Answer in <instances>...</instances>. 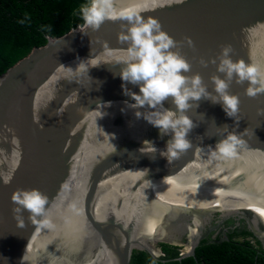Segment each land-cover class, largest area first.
<instances>
[{
	"label": "water",
	"instance_id": "95a60500",
	"mask_svg": "<svg viewBox=\"0 0 264 264\" xmlns=\"http://www.w3.org/2000/svg\"><path fill=\"white\" fill-rule=\"evenodd\" d=\"M109 2L117 14L157 18L177 41L190 37L195 48L185 43L181 49L192 65L185 75L199 73L214 95L210 78L224 74L212 63L201 66L200 57L215 58L221 45L231 44L233 61L264 66V0ZM121 23L126 21L106 19L87 34L79 31L83 23L48 36L0 74V264H25L38 245L44 246L31 264H129L134 250L161 256L160 243L187 245L177 257L182 259L194 256L203 238L227 239L235 226L250 231L264 249V116L257 115L264 94L248 97V82L233 80L229 93L240 99L238 127L220 103L190 101L192 147L168 164L160 151L171 134L161 137L126 106L135 102L120 78L127 47L118 43ZM81 61L88 73L78 70ZM127 88L139 92L132 84ZM164 107L176 110L171 99ZM246 128L245 149L231 158L212 155L228 132ZM18 188L48 197L45 216L33 221L23 212V228L12 211Z\"/></svg>",
	"mask_w": 264,
	"mask_h": 264
},
{
	"label": "clouds",
	"instance_id": "9594fccd",
	"mask_svg": "<svg viewBox=\"0 0 264 264\" xmlns=\"http://www.w3.org/2000/svg\"><path fill=\"white\" fill-rule=\"evenodd\" d=\"M170 2L183 4L185 0H170ZM80 13L84 25L78 28L84 34H87L86 28H91L93 31L99 30L106 19L126 21L120 24L121 30L117 35L118 43L127 45L124 49V67L120 72V78L124 82L122 84L124 94L130 96L135 103H125L128 108L136 110L137 119L142 118L158 128L161 137L171 134V139L166 143V150L160 151V155L166 157L168 164L179 159L192 147L187 137L196 125L186 115V112L192 108L190 101L207 99L213 104L220 103L226 115L234 119L238 127L241 119L238 115L240 99L237 95L229 93L233 80L239 85L248 82L245 89L248 97L255 98L264 94V66L254 62L246 63L243 59L233 61L234 48L231 44L221 45V51L215 58L210 60L199 58L198 62L201 66L207 67L209 63H212L216 65L217 72L224 74V78L217 75L210 78L216 93L214 95L208 91L199 73L185 75L191 71L192 65L181 54V49L185 43L189 48H195L190 37L186 36L183 40L177 41L162 30V25L157 18L151 16L145 18L136 11L117 14L112 10L109 0H92L91 5L81 6ZM27 20H30V17L26 13L25 19L20 20L19 23L24 24ZM103 44L105 48L108 47L107 41ZM217 61H219L218 64ZM95 66L98 65H93ZM77 67L79 71L88 73L84 61H81ZM69 70L71 71L70 67ZM127 84L137 86L139 92L131 91L127 88ZM169 99L175 105V111L164 107V103ZM198 106L196 104V107ZM139 109L148 111L141 112ZM257 115L264 116V108H258ZM40 127L43 129L44 125L40 124ZM247 131L246 128L240 133L228 132L227 136L216 144V150L212 152V155L215 157L219 154L222 158L236 156L239 150L247 147L246 140L243 138L247 135ZM144 143L147 147L150 146V151H157L151 142L144 141ZM145 148L140 151L144 152ZM115 151L113 145V153ZM0 175L3 174L0 173ZM11 178V175L5 177L4 183H9ZM11 201L14 204L12 209L14 219L18 221L21 228L25 227L24 211L29 213V219L33 221L46 215L48 197L39 189L18 188L13 192ZM44 223L50 226L47 220Z\"/></svg>",
	"mask_w": 264,
	"mask_h": 264
},
{
	"label": "trees",
	"instance_id": "16d2710c",
	"mask_svg": "<svg viewBox=\"0 0 264 264\" xmlns=\"http://www.w3.org/2000/svg\"><path fill=\"white\" fill-rule=\"evenodd\" d=\"M92 0H0V74L47 37L64 34L84 23L80 8ZM30 17L24 24L19 23ZM47 29V30H46ZM227 239L219 234L203 238L194 256L177 259L180 246L160 243L162 255L153 258L134 250L129 264H264V249L246 228L228 229Z\"/></svg>",
	"mask_w": 264,
	"mask_h": 264
},
{
	"label": "bare ground",
	"instance_id": "6f19581e",
	"mask_svg": "<svg viewBox=\"0 0 264 264\" xmlns=\"http://www.w3.org/2000/svg\"><path fill=\"white\" fill-rule=\"evenodd\" d=\"M158 236H163V235H158ZM44 245H38V246H36L35 248H33L32 250H31V252H30V255H29V257L27 258V261L25 262V264H31L33 261H32V259H33V257H34V252L36 251L37 252V250L38 251H40V249H42L41 247H43ZM186 249H187V247H186ZM35 252V253H36ZM30 260V261H29ZM29 262V263H28Z\"/></svg>",
	"mask_w": 264,
	"mask_h": 264
},
{
	"label": "rangeland",
	"instance_id": "374dc122",
	"mask_svg": "<svg viewBox=\"0 0 264 264\" xmlns=\"http://www.w3.org/2000/svg\"><path fill=\"white\" fill-rule=\"evenodd\" d=\"M186 247H187V245H186ZM180 251H186V248H185V246H180Z\"/></svg>",
	"mask_w": 264,
	"mask_h": 264
},
{
	"label": "built area",
	"instance_id": "2783aa9c",
	"mask_svg": "<svg viewBox=\"0 0 264 264\" xmlns=\"http://www.w3.org/2000/svg\"><path fill=\"white\" fill-rule=\"evenodd\" d=\"M182 253V251H180V254Z\"/></svg>",
	"mask_w": 264,
	"mask_h": 264
}]
</instances>
